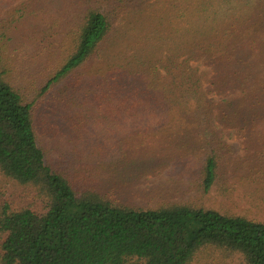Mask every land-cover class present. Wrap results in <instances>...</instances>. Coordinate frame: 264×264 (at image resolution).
<instances>
[{
	"label": "trees",
	"instance_id": "trees-1",
	"mask_svg": "<svg viewBox=\"0 0 264 264\" xmlns=\"http://www.w3.org/2000/svg\"><path fill=\"white\" fill-rule=\"evenodd\" d=\"M62 2L27 39L23 25ZM13 3L0 9V176L26 193L15 204L0 192V264H264V153H248L235 180L250 204L223 209L234 187L220 151L226 131L264 127V0ZM107 105L165 119L167 141L196 166L190 186L215 204L122 202L80 160H48L44 121L56 127L67 110L82 133Z\"/></svg>",
	"mask_w": 264,
	"mask_h": 264
},
{
	"label": "rangeland",
	"instance_id": "rangeland-1",
	"mask_svg": "<svg viewBox=\"0 0 264 264\" xmlns=\"http://www.w3.org/2000/svg\"><path fill=\"white\" fill-rule=\"evenodd\" d=\"M1 1V8L4 9L18 0ZM66 8L65 2L53 4L44 15L32 18L23 25L27 39L31 34H37L42 19L54 18L59 9ZM129 18L126 14L122 22L127 23ZM122 22L119 19L115 24L118 25L119 31ZM33 42L34 40L28 47L29 54ZM132 44L129 43V47ZM52 96L53 93L47 97ZM51 104L53 103L49 105ZM109 109L110 106L107 105L106 108L92 110L90 119L84 122L86 126L82 133L72 130V122L75 127L77 122L74 118L71 120L67 110L64 119L56 118V127H51L48 121H44L38 128V141L47 151L48 160L53 161L54 165L67 168H77L80 160L84 168L94 169V182L122 202L145 206L176 200H187L206 206L215 204V201L210 199L213 196L203 195L193 188L194 185L190 186L196 166L181 158L179 151L170 144L172 139L167 141L168 131L162 126L165 119L144 113L128 118L109 113ZM48 110L47 104L42 106L41 111L46 113ZM41 111L39 115L43 119L44 114ZM77 114L76 111L74 116ZM255 134L260 136H253ZM222 138L223 146L220 151L223 153L221 161L225 169L223 179L234 188H231L230 199L221 207L227 209L224 204L234 207V204L238 203L241 208H245L252 200L251 193L247 191L248 187H241L235 180L246 171L247 162L243 158L248 153L256 149L264 153V127L245 136H239L235 131L229 130ZM0 192L15 204L25 201L26 192L4 178L0 179Z\"/></svg>",
	"mask_w": 264,
	"mask_h": 264
}]
</instances>
